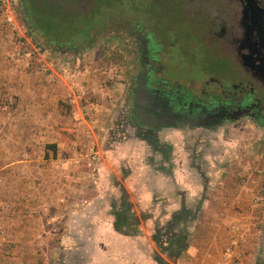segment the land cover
<instances>
[{
  "label": "crops",
  "instance_id": "0c3cea01",
  "mask_svg": "<svg viewBox=\"0 0 264 264\" xmlns=\"http://www.w3.org/2000/svg\"><path fill=\"white\" fill-rule=\"evenodd\" d=\"M12 38L0 32V98L16 99L14 110L0 114V233L5 226L11 233L1 240L21 252L16 263L155 264L151 221H143L135 236L115 228L111 202L119 184L139 214L156 218L174 211L182 193L190 200L206 195L184 254L195 264L219 256L233 224L257 219L250 209L258 205L245 191L210 196V183L219 181L203 186L190 163L177 159L180 145L169 176L150 163L152 147L143 139L120 129L116 139L113 130L126 105L117 84L80 70L43 74L26 57L27 45L13 48Z\"/></svg>",
  "mask_w": 264,
  "mask_h": 264
},
{
  "label": "rangeland",
  "instance_id": "374dc122",
  "mask_svg": "<svg viewBox=\"0 0 264 264\" xmlns=\"http://www.w3.org/2000/svg\"><path fill=\"white\" fill-rule=\"evenodd\" d=\"M111 1L113 0H36V10L31 13L30 0H11L18 18L16 28H7L0 24V32H7V34L10 32L13 37L11 41L13 48L15 46L20 47V43L21 45L25 44L23 45L24 47L27 45L25 47L26 53L31 52L33 55L26 57L29 60L32 59L37 64V60L42 58L40 54L44 52V55L47 57L50 55L51 58L56 57L60 61L64 60L68 70L66 74L74 73L77 70L86 72L87 74L97 73L99 75L102 74L100 78L106 81V83L107 81H111L112 84H117L116 93L119 95L123 93L121 101H125L126 103V108H122L123 110L117 120L118 127L113 130L116 139H119L117 135L119 129V131H123L124 136H130L129 129L121 122L122 118L127 114L126 109L129 104L131 105V99L127 98L130 95L128 83L132 73L131 64L135 61L124 50L128 46L125 41L128 33L114 31L115 26L113 22H115L117 17L122 16L121 12L129 19L139 20L140 14L131 13V11L135 10L132 3L137 8H141V11H148V8H152L150 9L152 12L161 11L165 16L164 20H166L162 26L163 33L172 32L182 39L180 44L172 47V52L176 56L163 55L164 62L168 66L172 65L173 67L166 72V76L171 77L172 80L178 79L181 85L187 86L189 80H196L195 77H198L199 83L207 80L206 73L204 74V72L210 70V66L221 74H225L227 68L225 67V62H220L217 55L210 54L206 46L201 43L200 38L191 35L192 29L188 25L189 23L184 21L185 17L176 14L174 6L177 4L175 2H179V0H119L118 4H116L117 0H114L113 3ZM185 5L188 7L189 14L192 15L198 3L194 0H185ZM28 20L33 24L46 20L44 24L47 34L51 33L60 38L68 37L73 41L78 40L79 37L86 36L89 30L92 29V43L81 47L79 44H75L78 42L74 43L70 41L71 44L65 42L67 44L61 48L62 50L64 47H70L72 44L75 45L70 53L57 49L53 50L39 43L37 35L28 27ZM102 20L109 22L107 26L109 31L107 33L105 32L100 36L94 27H89V30H87L88 26H92L94 23ZM193 39L194 43L192 46L188 41ZM87 42L89 41L85 43ZM76 48L78 50L75 51ZM187 53L191 54L188 55ZM20 55L19 57H22L26 54L22 53ZM38 68L46 75H52L56 73L55 71L61 75H65L59 65H57L55 71L51 69L43 70L41 64H38ZM15 106V95L9 94L8 97L4 95L0 98V114L11 112ZM247 123L248 121H245L243 124L240 122L221 129L217 133L196 127L191 131L169 132L166 137L168 141H173L177 145H180L177 159L182 160L181 162L188 161V163H191L193 162L191 156L196 158L199 155L206 164V161L209 159L208 157H210V164L205 165L207 174L210 176V182L219 181L217 182L218 184L210 183V196L214 192L216 194L223 191H232L234 194L245 191L247 195L249 194L250 196L251 194L252 202L258 205L255 210L250 209L254 214L253 216L257 218L253 222L257 232L248 240L246 248L248 254L254 259L262 255V248L260 249L259 246L261 241L264 240V179H261V177H264V163L262 162V165L257 160L260 154L257 153L259 147L257 149L256 129L252 125L247 126ZM119 135H121V132H119ZM207 155L208 157H206ZM195 161H198L197 158ZM214 185L218 187L215 191H213ZM219 196L223 197V194ZM2 207L3 205L0 203V211L3 210ZM10 235L11 233L5 226V232L0 233V264H31L25 263V260H21L22 263H16L17 260L15 258L22 257L21 252L15 253L16 249L12 247V242L1 240V236L9 239ZM191 238L192 234L189 237L188 248L185 253L190 247ZM184 254H182L183 258H180L174 264H195L190 259V256H184ZM210 263L212 264V262ZM34 264L48 263L42 260L41 263ZM155 264L157 263L155 262Z\"/></svg>",
  "mask_w": 264,
  "mask_h": 264
},
{
  "label": "flooded vegetation",
  "instance_id": "af4514ba",
  "mask_svg": "<svg viewBox=\"0 0 264 264\" xmlns=\"http://www.w3.org/2000/svg\"><path fill=\"white\" fill-rule=\"evenodd\" d=\"M194 1L198 6L192 15L185 0L175 2V12L185 17L184 21L192 29L191 35L200 38L211 55H217L220 62H225L227 72L221 74L210 66V70L204 72L207 80L199 83L198 77H195L196 80H189L187 86L181 85L178 79L172 80L166 76V72L173 67L164 62L163 55L176 56L172 47L180 44L182 39L172 32L163 33L162 26L166 20L161 11L152 12V8L141 11L132 3L136 11L131 13L140 14L139 20L129 19L121 12L122 16L113 22L114 31L128 33L125 37L128 46L124 50L135 61L131 64L132 73L128 83L130 95L127 98L131 99V105L126 109L127 114L121 123L129 129L130 135L148 144L147 139L155 136L167 140L169 132L191 131L198 127L217 133L231 125L248 121L247 126L252 125L256 129L257 153L260 154L257 160L262 164L264 0ZM108 24L102 20L92 26L89 24V27H94L102 36L109 31ZM92 34L91 29L86 36L73 41L48 33L52 41L48 44L53 50L70 53L75 45L62 50L67 44L65 42H78L75 44L84 47L92 43ZM42 40H46L44 36ZM188 42L193 46L194 39Z\"/></svg>",
  "mask_w": 264,
  "mask_h": 264
},
{
  "label": "trees",
  "instance_id": "16d2710c",
  "mask_svg": "<svg viewBox=\"0 0 264 264\" xmlns=\"http://www.w3.org/2000/svg\"><path fill=\"white\" fill-rule=\"evenodd\" d=\"M35 1L36 0H30L32 8L31 13L36 10L37 5ZM45 22L46 20H43L40 21V23L38 22V24H33L28 20V27H30L32 32L37 35L41 45L52 48L51 45L48 44L52 41L47 34L44 24ZM42 36L45 37V41L42 40ZM147 140L148 144L152 147L153 153V156L149 157L150 163L152 165L154 164L156 169H162L169 176H172L174 173L172 156L177 144L166 139L162 140L158 136ZM48 146H53L54 150L56 149L55 145ZM156 155H159L160 158ZM192 158L193 162L190 163V166L194 169V176L199 179L203 186H207L210 181V176L207 174L206 166L210 163L206 161L207 163L205 164L199 155L196 156L198 161H195L196 158L194 156H191V159ZM118 186V195L111 202L116 230L128 236H135L139 234L140 225L143 221L146 223L147 221H151V239L156 246L155 249H151L150 251L151 257L157 264L177 263L182 254H184L188 248L187 245L191 235L193 222L197 219L202 210L206 195L201 194L195 199L190 200L189 198H185L182 193L183 197L179 199L177 208L174 209V211L168 215L161 212L156 218L152 212L139 214L130 194L126 191L123 185L119 184ZM178 194L179 193L177 192V196ZM152 220H154V223ZM259 264H264V254L259 261Z\"/></svg>",
  "mask_w": 264,
  "mask_h": 264
},
{
  "label": "built area",
  "instance_id": "2783aa9c",
  "mask_svg": "<svg viewBox=\"0 0 264 264\" xmlns=\"http://www.w3.org/2000/svg\"><path fill=\"white\" fill-rule=\"evenodd\" d=\"M0 13L2 16L0 24L3 27L16 28V22L14 19L16 9L11 0H0ZM29 53V56L33 55L31 52ZM44 54V52L40 54L43 57L37 60L38 64H41L43 70L51 69L55 71V68L59 65L60 69L63 70L65 74L68 73L65 66L66 62L64 60L60 61L59 59H56V57L51 58L49 55L47 57ZM55 72L58 73L57 71ZM231 228V239L225 244L219 256L212 259V264H259V261L264 254V240L261 241L259 246L260 249L262 248V255L259 258L253 259L250 254H248L246 248L248 240L257 232L254 225L248 222H240L233 224Z\"/></svg>",
  "mask_w": 264,
  "mask_h": 264
}]
</instances>
